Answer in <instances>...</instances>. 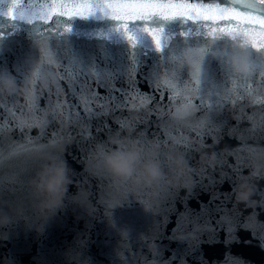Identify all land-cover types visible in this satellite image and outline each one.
<instances>
[{
  "label": "water",
  "instance_id": "1",
  "mask_svg": "<svg viewBox=\"0 0 264 264\" xmlns=\"http://www.w3.org/2000/svg\"><path fill=\"white\" fill-rule=\"evenodd\" d=\"M104 2L0 0V264H264V48L227 15L125 30ZM113 89L146 100L131 128ZM157 90L193 102L199 140L150 135Z\"/></svg>",
  "mask_w": 264,
  "mask_h": 264
},
{
  "label": "snow or ice",
  "instance_id": "2",
  "mask_svg": "<svg viewBox=\"0 0 264 264\" xmlns=\"http://www.w3.org/2000/svg\"><path fill=\"white\" fill-rule=\"evenodd\" d=\"M225 8L218 6H195L192 4V0H105L103 10L111 15L114 19L125 23V30L128 21H140L153 16H173L177 13L187 12L188 15L214 13L220 17L227 15L226 19H222L219 22L222 25L241 24L247 29V37L252 43L253 47L264 48V0H248V2H241L235 4H228L226 2ZM73 4L75 7L72 9L71 15H84L83 12L87 11V14L91 11V8L87 4L77 3V0H52V7L48 11L49 17L56 15L63 16L64 12L56 7V5ZM236 9L238 13H243V16H239L237 19H232L233 13H227V8ZM171 12V14H168ZM147 30V29H146ZM153 39L158 43V37L153 33ZM94 88L97 86L95 83L92 85ZM139 87V86H138ZM98 91H100L98 89ZM100 94H104L102 91ZM156 102L160 105V108L156 111L159 112V116L152 115L149 118V133L158 132L160 138L165 136L175 138L180 142L187 143L189 140L193 142L199 140L197 136L198 127L192 123L194 118L193 102L190 100H176L169 98L166 93L161 94L160 91L154 93ZM112 96L119 98V104L115 106V111L111 113L112 116L118 117L121 124L125 128H131L137 124V120L133 118V114L137 109L142 108L146 100L141 98L139 94L132 96L122 95L120 91L116 89L112 90ZM167 101V102H166ZM195 103H199L196 101ZM155 109V103L148 105ZM171 116V120L169 117ZM156 121L157 124H162L163 121H167L162 127H156L151 124V121ZM120 126V125H118ZM141 127L144 125L141 123ZM195 146V145H194Z\"/></svg>",
  "mask_w": 264,
  "mask_h": 264
},
{
  "label": "clouds",
  "instance_id": "3",
  "mask_svg": "<svg viewBox=\"0 0 264 264\" xmlns=\"http://www.w3.org/2000/svg\"><path fill=\"white\" fill-rule=\"evenodd\" d=\"M249 54L247 52L241 53L239 58L237 59L235 63V67L238 71H245L248 67L247 65V59H248ZM111 167L114 173L119 174V175H124L125 173L130 171V162L125 161L123 163L117 162V161H112L111 162Z\"/></svg>",
  "mask_w": 264,
  "mask_h": 264
}]
</instances>
